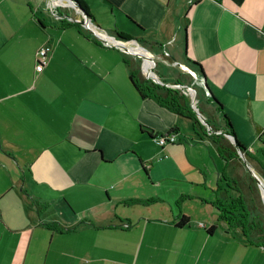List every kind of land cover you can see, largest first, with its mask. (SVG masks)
I'll return each mask as SVG.
<instances>
[{
	"label": "crops",
	"instance_id": "obj_1",
	"mask_svg": "<svg viewBox=\"0 0 264 264\" xmlns=\"http://www.w3.org/2000/svg\"><path fill=\"white\" fill-rule=\"evenodd\" d=\"M83 1L92 17L75 0H0V264H264L214 204L223 179H247L240 164L139 94L118 34L201 64L264 182V0Z\"/></svg>",
	"mask_w": 264,
	"mask_h": 264
},
{
	"label": "trees",
	"instance_id": "obj_2",
	"mask_svg": "<svg viewBox=\"0 0 264 264\" xmlns=\"http://www.w3.org/2000/svg\"><path fill=\"white\" fill-rule=\"evenodd\" d=\"M75 1L85 15L92 17L87 4L83 0ZM72 23L80 24L79 22ZM118 34L124 39L132 38L123 33ZM126 62L130 69V80L139 94L143 98H151L161 106L190 118L193 124L197 126H204L205 129L209 128L206 135L216 144L219 154L225 159L227 164L232 162L244 164L240 155L241 150L245 151L246 157L252 160V156L246 146L237 138L233 124L223 110L222 103L212 93L211 98L215 102V111L222 113L221 124L217 122L215 116L214 119L205 118V120H202L198 116V111H201V109L198 105L195 107L191 105L183 87L157 82L153 78L143 75L140 66L135 65L136 63L133 60H126ZM192 62L197 64L201 73L205 75L201 64L195 61ZM205 85L207 88L209 87L206 81ZM175 130L176 127H172L171 131L175 132ZM261 172L264 175V167H261ZM222 181L223 184H219L216 189L218 197L214 201L220 218L228 222L229 225L240 228L250 242H255L256 244L260 242V244L264 245V221L258 211L259 206L253 201L255 178L251 173H248L247 179L240 176L238 179L225 178ZM246 184L250 190H246ZM188 222L189 218L183 215L178 225L183 226Z\"/></svg>",
	"mask_w": 264,
	"mask_h": 264
},
{
	"label": "rangeland",
	"instance_id": "obj_3",
	"mask_svg": "<svg viewBox=\"0 0 264 264\" xmlns=\"http://www.w3.org/2000/svg\"><path fill=\"white\" fill-rule=\"evenodd\" d=\"M47 1H52V0H47ZM64 2H72V0H64ZM67 7L69 9L71 8L69 6ZM61 8L64 9L63 6H61ZM123 47L127 48L129 50V53H132L130 54L133 55L132 59L137 64V66L141 65V71L143 75H145L146 77L152 76L160 80L161 83L167 84V82L173 80L172 74L176 70L179 72L186 73V75L185 74L182 75L183 77H181V79L184 80L185 83L189 86L188 88L186 87L183 88L185 93L189 97L191 105L193 107L198 105V107L201 109V111H199L198 116L202 120H205V118H210V119L213 118L212 114H214V112H212V108L209 105H215V102L214 100H212L211 95L205 86L203 76L200 74V72L195 71V69L192 67L193 64L191 61L185 60L184 58L183 59L174 58L173 56L171 55L168 56L166 54L163 55L159 54L158 56H156L154 54L155 51H153L152 48H150V45H146V44L144 45L141 41H137V40L126 41V44ZM139 47L140 49L142 48V50H138ZM143 50H145L146 52ZM161 71L165 73L164 76L162 75V73H160ZM191 71L193 72V75L191 74ZM174 83L175 82H171L169 84H174ZM185 83L183 82V84ZM247 159L251 160L249 157H247ZM245 169L246 167L244 166V164H240V173L248 177V173H246ZM256 170L260 171V168L258 167L256 168ZM256 170L254 171L257 174H259ZM254 184H255V189H254L255 195L253 194L254 195L253 201H255L259 206L258 211L259 213H261L262 220L264 221V200H263L264 195L261 190L263 188L264 182L262 180V187L260 186V183L258 181H255ZM246 187H247L246 190L247 189L250 190L247 184Z\"/></svg>",
	"mask_w": 264,
	"mask_h": 264
},
{
	"label": "built area",
	"instance_id": "obj_4",
	"mask_svg": "<svg viewBox=\"0 0 264 264\" xmlns=\"http://www.w3.org/2000/svg\"><path fill=\"white\" fill-rule=\"evenodd\" d=\"M83 26H85L87 29H91L95 33H100L99 30L96 28L91 27L88 23H82ZM51 51V46L49 45H43L38 49L37 57H38V63L36 65L37 71H41L44 67V65L47 62L48 53ZM155 142L159 146H166L169 143H173L177 140V135L174 131H169L161 134H157L154 137Z\"/></svg>",
	"mask_w": 264,
	"mask_h": 264
},
{
	"label": "water",
	"instance_id": "obj_5",
	"mask_svg": "<svg viewBox=\"0 0 264 264\" xmlns=\"http://www.w3.org/2000/svg\"><path fill=\"white\" fill-rule=\"evenodd\" d=\"M84 23V22H83ZM148 77H151V78H153L155 81H157V82H160V80H158V79H156V78H154V77H152V76H148ZM203 79H204V82L206 81L205 80V76L203 77ZM161 83V82H160ZM167 85H175V86H178V85H180V86H178V87H186V88H188L189 86L186 84V85H184V84H179V83H174V84H169V83H167ZM206 86V85H205ZM206 88H207V86H206ZM198 115H199V111H198ZM240 155H241V158L243 159V162H244V164L247 166V168L249 169V171L252 173V175L257 179V181L260 183V186L262 187V180L260 179V177L258 176V174L254 171V169L249 165V163L247 162V157H246V154H245V151H243V150H241V153H240ZM262 191L264 190V184H263V188L261 189Z\"/></svg>",
	"mask_w": 264,
	"mask_h": 264
},
{
	"label": "flooded vegetation",
	"instance_id": "obj_6",
	"mask_svg": "<svg viewBox=\"0 0 264 264\" xmlns=\"http://www.w3.org/2000/svg\"><path fill=\"white\" fill-rule=\"evenodd\" d=\"M76 6H78V4H76V3H74ZM79 7V6H78ZM126 40H128V41H130L131 40V38L130 39H126Z\"/></svg>",
	"mask_w": 264,
	"mask_h": 264
}]
</instances>
